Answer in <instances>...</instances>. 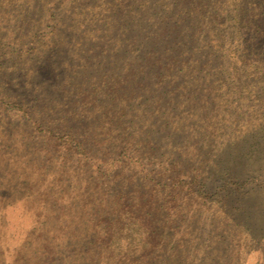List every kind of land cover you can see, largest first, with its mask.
<instances>
[{
    "label": "rangeland",
    "instance_id": "374dc122",
    "mask_svg": "<svg viewBox=\"0 0 264 264\" xmlns=\"http://www.w3.org/2000/svg\"><path fill=\"white\" fill-rule=\"evenodd\" d=\"M6 1L0 264H264V0Z\"/></svg>",
    "mask_w": 264,
    "mask_h": 264
},
{
    "label": "trees",
    "instance_id": "16d2710c",
    "mask_svg": "<svg viewBox=\"0 0 264 264\" xmlns=\"http://www.w3.org/2000/svg\"><path fill=\"white\" fill-rule=\"evenodd\" d=\"M11 0H7L6 2L7 3H9ZM22 4H24L23 2L21 3V5ZM20 5V4H19ZM16 10V9H15ZM17 12H18V14H16V15H18L19 16V18L21 19V21H20V24H22L23 22H24V20H25V14H23V6H20L18 9H17ZM16 20H17V16H16ZM15 20V21H16ZM235 22V21H234ZM236 31H237V35H240L239 33H241L240 32V27H239V30L238 29H236ZM235 38V40L236 41H239L240 40V38L239 37H234ZM7 39H9L8 41H10V42H8V43H2V46H1V49L2 48H4L5 50H8V51H10V50H14V51H20L21 50V48L20 47H18L17 45H15V44H13V43H11L12 42V40L13 39H10V38H7ZM4 44L6 45V46H4ZM239 47H241V46H239ZM260 47L262 48L261 50H263V47H262V45H260ZM233 48H235V50H228V55L230 54V53H232V55H233V58L234 57H237V54H239V55H246V51L245 50H240V48H238L236 45L235 46H233ZM0 49V50H1ZM244 66H246V68L245 69H248V66H250V65H248L247 63H246V65H244ZM248 71V70H247ZM132 149V151L131 152H134V153H137L138 155H136V156H130V155H127V156H125L126 158H127V160H126V162L125 163H127V164H133L132 163V160H133V158L134 157H136V159H142L141 158V156H139L140 154L138 153V151L137 150H135V149H133V148H131ZM153 154V153H152ZM143 158H145V159H148V158H146V156H144ZM135 163H138V162H135ZM139 164V166H142V168L145 170V166H147L148 164H149V162H148V160L146 161L145 160V163L143 162V164H141V161L138 163ZM134 167H135V165H133ZM146 174H148V172H146Z\"/></svg>",
    "mask_w": 264,
    "mask_h": 264
}]
</instances>
